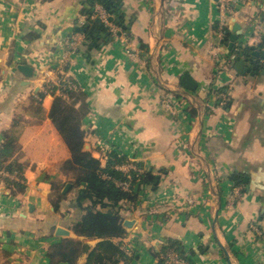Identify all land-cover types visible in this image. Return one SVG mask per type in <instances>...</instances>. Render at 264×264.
Here are the masks:
<instances>
[{"label": "crops", "instance_id": "obj_1", "mask_svg": "<svg viewBox=\"0 0 264 264\" xmlns=\"http://www.w3.org/2000/svg\"><path fill=\"white\" fill-rule=\"evenodd\" d=\"M110 1L0 0V148L14 133L10 160L23 165L26 182L16 194L0 187V264H52L55 243L100 240L74 231L84 186L71 187V151L50 117L58 94L45 93L42 79L71 33L83 37L64 66L80 86L71 101L84 150L102 168L107 151H119L154 176L139 184L136 208L124 216L133 223L114 239L129 263L162 264L173 247L192 264H264V59L236 68L240 45L264 51V0H236L230 17L219 0ZM101 9L114 16L116 34L98 23ZM235 24L242 28L230 48ZM185 72L196 92L181 86Z\"/></svg>", "mask_w": 264, "mask_h": 264}, {"label": "trees", "instance_id": "obj_2", "mask_svg": "<svg viewBox=\"0 0 264 264\" xmlns=\"http://www.w3.org/2000/svg\"><path fill=\"white\" fill-rule=\"evenodd\" d=\"M100 2L110 8L113 6L110 0H100ZM83 31L89 40L92 36L89 27H84ZM180 83L184 89L192 92H196L199 88L197 81L188 72L182 74ZM78 93L70 91L56 95L50 110V117L71 151V159L65 163L66 168L76 172V186H84L79 192L76 206L81 211L84 210L85 214L75 223L74 231L78 235L100 240L94 247H91L83 241L65 238L53 245L49 257L52 264L61 262L77 264L79 257L87 253L86 264H130L126 252L114 239L123 237L126 233L124 216L131 214L136 208L138 199L136 184L139 181L140 186L152 184L154 176L141 163H137L145 170L140 176H136L132 172L133 187L131 191H124L113 180L103 177L102 173L105 172L112 174L115 178H126L113 166L128 163L131 160L126 161L121 152L112 150L109 153V164L106 168H102L100 160L95 158L90 151L84 150L85 134L81 130V113L76 110L71 101L76 98ZM44 95V92L38 94L40 99ZM4 136L5 141L0 148V170L8 172L10 175H16L19 179L0 174V180H3L7 187L11 188L12 193L16 194L23 192L26 188L23 176L24 167L17 160H10L16 150L15 134L7 132ZM161 263L164 264L163 259H161Z\"/></svg>", "mask_w": 264, "mask_h": 264}, {"label": "built area", "instance_id": "obj_3", "mask_svg": "<svg viewBox=\"0 0 264 264\" xmlns=\"http://www.w3.org/2000/svg\"><path fill=\"white\" fill-rule=\"evenodd\" d=\"M236 0H219L220 8L222 13L225 15V17H230L234 14V3ZM102 10V9H101ZM98 18L102 20V22L105 24L108 29L112 31L113 34H116L117 29L114 28L113 23L109 21V17L106 14L105 11H98L96 15ZM96 18V17H92ZM86 23L84 17L80 20V26H84ZM228 22L226 19L222 22V24L219 27V33L220 36H223L226 32ZM82 34L79 33H71L70 35H67L63 41L60 43V49H61V59L58 60L59 64H56L55 61L51 63L49 68H46L43 71L42 79L43 86L45 89V93H55L58 95L69 93L70 91H78L80 89V86L78 83L73 79L74 77L72 75H69L66 71L65 64L69 61L70 58L79 52V47L82 43ZM134 57H136V53H131ZM57 73L55 77L52 76V74ZM165 107H167L169 110L173 109L174 104L173 101L167 100L165 103ZM109 154V153H108ZM114 169L122 172L126 178H115L110 173H102L103 177L108 180H113L115 184L120 187L124 191H131L132 189V178L134 174L136 176H140L144 173L145 168L139 166L137 163H134L133 161L128 163H120L113 166ZM7 174L6 172H3L0 170V174ZM7 176H9L7 174ZM161 259H163L164 264H192L180 251H178L176 248L169 247L167 248L161 255Z\"/></svg>", "mask_w": 264, "mask_h": 264}, {"label": "water", "instance_id": "obj_4", "mask_svg": "<svg viewBox=\"0 0 264 264\" xmlns=\"http://www.w3.org/2000/svg\"><path fill=\"white\" fill-rule=\"evenodd\" d=\"M109 21L110 22H114V16L111 15L109 17ZM98 23L101 25L105 24L102 22V20L100 18H98ZM106 27V26H105ZM241 25L240 24H235L233 27V32L231 34L230 37V45L229 47L232 48L233 45L237 42V40L239 39V35H240V31H241ZM93 29H95V26L93 27ZM104 34V33H103ZM105 35V34H104ZM260 45H251V46H246V45H240L239 49H237L236 53V59H237V65L236 68L240 71L241 70V66L244 65L246 62H249L251 65V68H253L255 66V68H258L259 65H257L258 63V59L262 58L264 59V51H260L259 48ZM246 49V50H245ZM255 64V65H254ZM21 69L25 72L26 75L28 76H32L33 70L31 67L28 66H22ZM246 70H251V69H246ZM262 73H264V69L262 70ZM140 181L136 184V191L139 187ZM71 186V183H69L66 186L65 191H67L69 189V187ZM133 223L132 220H125L124 224L126 226H131ZM57 233L59 235H68L69 231L63 228H59L57 230Z\"/></svg>", "mask_w": 264, "mask_h": 264}, {"label": "rangeland", "instance_id": "obj_5", "mask_svg": "<svg viewBox=\"0 0 264 264\" xmlns=\"http://www.w3.org/2000/svg\"><path fill=\"white\" fill-rule=\"evenodd\" d=\"M113 26H114V28H116V26L114 25V23H113ZM73 79H74V78H73ZM51 94H54V93H51ZM104 151H105V150H104ZM105 152H106V151H105ZM107 152L110 153V150H108ZM1 174H2V173H1ZM73 174H74V175L71 176V178H72L71 183H73V185H72L71 187L76 186V183H75V177H76L77 174H76V172H74ZM67 181H68V179H67ZM4 185L7 187V184H6L3 180H0V187H1V186H4ZM58 192H59V194L61 193L60 190H59ZM57 196H59V195H57Z\"/></svg>", "mask_w": 264, "mask_h": 264}]
</instances>
